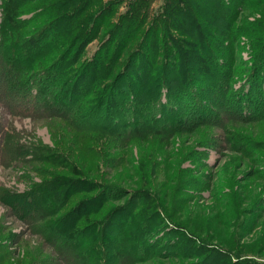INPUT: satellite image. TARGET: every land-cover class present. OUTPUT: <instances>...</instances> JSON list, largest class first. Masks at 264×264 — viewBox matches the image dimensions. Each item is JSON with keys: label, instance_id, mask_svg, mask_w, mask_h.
<instances>
[{"label": "rangeland", "instance_id": "rangeland-1", "mask_svg": "<svg viewBox=\"0 0 264 264\" xmlns=\"http://www.w3.org/2000/svg\"><path fill=\"white\" fill-rule=\"evenodd\" d=\"M133 1L26 0L21 9H17L16 28L7 31L1 26V20L8 0H0V48L10 45L13 40L29 39L37 35V31L43 30V34L47 29L42 27L49 23V19L54 17L57 20L60 14L80 5L86 9L84 14H92L103 5V18L107 20L103 33L108 34V30L119 24L122 12ZM163 1H149L150 13L145 14L137 27L139 36L152 24V18L163 10ZM260 1L251 0L250 13L246 10L240 13L245 16V22L241 17L237 19L239 26H249L250 31L248 35H241L236 45L237 52L227 69V73L231 74L227 85L230 88L225 89L223 95L231 94L232 88H240L244 79L242 76L248 73L251 53L248 36L257 32L253 23L260 18L257 12ZM185 24L189 27L188 22ZM209 24L205 30L212 27ZM199 28L204 30L202 26ZM49 32L45 34L44 42H47V37L53 36V32L51 36ZM172 33L182 36L177 29H172ZM18 34L20 37L16 38ZM182 38L186 40L188 36ZM215 38L225 40L223 35H216ZM100 41L97 37L85 45L78 60L66 67L65 74L59 76V73L51 81L42 80L45 85H42L37 101L36 109L39 110L27 108L25 104L17 106L13 98H8L9 106L0 100V139L7 131V137L15 139L25 148L22 154L20 151L11 153L9 157L14 160H3L0 156L1 264H66L63 254L50 241L51 226L60 227L57 232L61 234L59 240L64 241L63 244H66L67 233H72L74 238L85 236L83 239L86 242L81 249L88 248V242L96 235L93 230H88L90 225L108 217L114 209L127 205L132 207L133 212L139 213L136 221L145 226L153 225L140 234L142 242L147 240L140 244L153 246L149 247L142 260L131 264H202L207 254L214 260L221 247L229 252L227 258L230 260L249 258L264 263V100L257 102L254 108L242 105L239 109L225 110L224 105L205 98L209 111L200 120H187L180 125L174 122L172 127L164 126L162 122L148 130L131 125L122 135L94 129V126H101L111 131L103 123L91 121L93 124L87 127L90 130L78 128L83 131L80 132L76 128L78 119L73 116V107L78 106L81 111L91 107L100 98L95 88L102 90L118 69L115 68L110 77L97 87L94 85L90 94L74 99L68 116L51 114L43 103L53 96L50 89L63 88L68 84V77L93 58ZM137 41L123 43L124 52L115 62L116 67L123 66ZM61 48L59 42L50 44L33 64L20 62V68L7 69L3 78L15 80L18 76L13 75V70L23 79L29 74H34V77L43 70L53 71ZM76 48L77 44L72 52ZM184 50L187 58L194 62L191 49ZM6 55L3 57L7 61ZM238 104L241 102L237 101L234 107ZM42 146L53 149L54 153L59 149L63 153L37 157L35 151L43 149ZM78 179L87 180L92 187L86 186L84 181L73 185L72 180ZM43 182H51L52 185H45L33 198L31 193L28 196L25 194L24 198L17 197L18 193ZM62 191L65 192L63 197ZM100 195H104L100 210L85 213L88 200L93 201ZM37 197L38 206L31 207V200ZM55 202L59 203L55 205ZM93 203L96 206L99 204ZM41 213L43 217L40 219ZM136 221L133 218L128 220L127 229H130H125L121 238H130L129 232H132ZM62 234L66 236L61 237ZM192 244L200 246L194 247L195 256L191 252L192 247H189ZM101 248L108 250L104 244ZM71 258L76 259L75 264L84 262L77 255ZM208 263L214 264L211 261ZM216 263H219L218 259Z\"/></svg>", "mask_w": 264, "mask_h": 264}, {"label": "trees", "instance_id": "trees-1", "mask_svg": "<svg viewBox=\"0 0 264 264\" xmlns=\"http://www.w3.org/2000/svg\"><path fill=\"white\" fill-rule=\"evenodd\" d=\"M149 1L153 0L133 1L128 9L122 12V16L119 15V24L108 30V34L103 33L107 21L106 18H103L105 17L103 5L92 14H84L86 9L80 5L73 8L74 10L60 14L57 20H54V17L49 19V23L42 27L47 29L43 34L41 33L43 30L39 33L37 31V35L31 36L29 39L13 40L10 45L1 47L0 100L9 106L8 98H13L12 100L16 102L17 106L25 104L27 108L36 109L38 98L41 95L40 90L42 85H45L42 80L51 81V78L59 73H61L59 76H62L66 67L78 60L84 46L97 37L101 39V44L95 55H92L93 58L79 66L78 71L70 78L68 77V84L63 88L50 89L53 96L48 101L44 100L43 103L51 114L68 116L72 108L70 107L71 103L75 102L74 99L82 94H90L94 85L97 87L110 77L115 68L118 69L109 78V82L104 84L102 90L95 88L96 91L98 90L100 98L91 107L81 111L77 106L78 103L74 105L77 107H73V111L77 114L74 113L73 116L78 119L76 128L80 132L90 130L87 127L93 124L91 121H99L111 128V131H106L101 126H94V129L108 132L111 135H122L131 125L148 130L162 122L164 126L172 127L174 122H178L180 125L187 120H200L209 111L204 103L206 102L205 98L212 99L220 106L224 105L225 110L239 109L238 107H242V105H252L254 108L257 102L264 100V0L257 4L259 5L257 12L260 13L258 21L261 23L255 21L253 25L257 26V32L248 36L251 52L248 73L242 76L244 79L241 80L240 88H232L231 94L228 96L227 94L223 95L224 90L230 88L227 86L229 85L228 81L231 80V74L227 73L228 65L231 64L230 62L237 52L236 45L240 36L244 33L248 35L250 31L249 26L245 27L244 24L239 26L237 19L241 17L242 22L246 21L245 16L240 13L245 10L250 13L249 8L253 5L251 0H164L163 10L152 18V24L150 23L139 36L137 27L144 19L145 14L150 13ZM24 2L26 0H8L2 10L3 19L1 20V26L5 30L11 29L12 31L16 28L17 9H21ZM181 8L184 9L181 10ZM162 13H164L163 17H161ZM47 17L48 15L45 18ZM185 22L189 23V27ZM209 23L212 24V27L205 30V27L210 25ZM122 25H124V30L121 28ZM199 26L204 27V30H199L201 29ZM172 29H177L182 36H188V39L185 40L182 36L174 35ZM48 32L49 36L53 32V36L47 37L49 44L45 45L47 43L44 42L45 34ZM211 33L214 34L213 37ZM216 35H223L225 40H218L220 38H215ZM16 36H18L16 38L20 37L19 34ZM134 39H138L137 44L127 55L123 66L116 67L115 62L119 57H122L124 52L122 50L123 43ZM189 41H194V43ZM55 42H59L62 48L53 71L43 70L36 73L34 77V74H29L30 76L26 75V78L23 79L13 70V75L18 76L15 80L3 78L7 69L20 68V62L33 64V61L42 56L46 48ZM76 44L77 48L72 52L73 46ZM184 48L191 49L190 54L195 59V63L189 57L187 58ZM3 50L8 52H3ZM5 55L8 58L7 61L3 57ZM31 57L33 60L30 59ZM35 72L37 71L35 70ZM5 88L7 89L5 90ZM235 91L236 93H234ZM237 101L241 104L234 107ZM4 133L0 139V156L3 160H12L13 158L9 157L12 155L11 153L20 151L22 154L25 148L15 139L7 137V131ZM42 147L41 150L37 148L34 155L47 157L48 153L55 155L63 153L60 149L55 150L56 154L53 149L49 150L47 146ZM55 155L52 157L56 158ZM16 157L21 160L19 155ZM81 181H84L86 186L92 187L89 182H86L87 180H72L73 185H79ZM59 182L61 183V181ZM45 185L51 186L52 183L35 184L29 190L18 193L17 197L24 198L31 193L33 198ZM63 194H65L64 191H62V197ZM58 197L60 198V196ZM103 198L104 195L94 198L93 201L99 203L97 206L92 200H88L84 209L85 213L100 210V204H102L100 201ZM37 200L38 197L31 200V207H36L39 203ZM58 203L55 202V205ZM15 205L13 203L14 207ZM16 207L19 210L18 206ZM138 215L139 213L133 212L132 207L127 205L120 209H114L108 217L105 216L100 222L91 224L88 230H93L96 235L88 242L90 245L88 248L81 249V245L86 242L83 239L85 236L80 235L78 238H74L72 233H67L66 244H63L64 241L59 240L61 234L57 232L60 227L54 228L55 225L51 226L53 230L49 231L50 241L55 248L60 250L58 252L63 254L62 257L66 264H75L76 259H72V255H77L80 261L83 259L82 264H131L133 261L142 260L149 251V247L153 246V244L150 246L140 244L147 242L146 239L142 242L140 234L153 225H142L135 219ZM42 217L41 213L39 218ZM131 218L137 222L133 224L132 232H129L131 236L130 238H121L124 236L125 229L130 222L128 220ZM129 229L130 227L127 230ZM65 236L66 234H62L61 237ZM103 244L108 250L101 248ZM198 245L189 246L192 247L191 252L194 256L196 254L194 247H200ZM201 248H204L203 245ZM0 249H2L1 246ZM199 250L200 248L197 249V251ZM227 253L229 252L221 247L217 256H214V260L210 254H207L204 263L203 260L201 263L210 264L208 262L211 261L217 264L218 259V264H264L249 258L230 260L227 258ZM1 263L2 260H0Z\"/></svg>", "mask_w": 264, "mask_h": 264}]
</instances>
